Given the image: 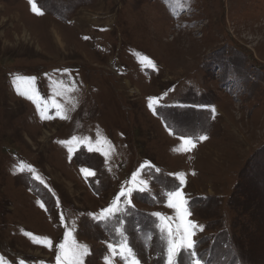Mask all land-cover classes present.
I'll return each instance as SVG.
<instances>
[{"label":"rangeland","instance_id":"obj_1","mask_svg":"<svg viewBox=\"0 0 264 264\" xmlns=\"http://www.w3.org/2000/svg\"><path fill=\"white\" fill-rule=\"evenodd\" d=\"M36 3L43 15L0 0L6 264H56L69 231L87 246L83 264H125V240L140 264H166L154 214L179 223L166 195L177 187L202 264H264V0ZM182 136L195 147L177 151ZM129 187L120 211L97 219ZM190 261L182 250L178 264Z\"/></svg>","mask_w":264,"mask_h":264},{"label":"snow or ice","instance_id":"obj_2","mask_svg":"<svg viewBox=\"0 0 264 264\" xmlns=\"http://www.w3.org/2000/svg\"><path fill=\"white\" fill-rule=\"evenodd\" d=\"M29 4L31 5V10L37 14V15H43V10L38 7L36 0H29ZM87 39V37H85ZM143 60H147L149 64H152V61L149 60L147 57H143ZM154 66V65H153ZM67 71V70H65ZM20 79H26L29 83H31L34 78H17ZM17 91H20V88H17ZM22 95H28L30 99L34 98V90H32V94L29 93V90H25L21 93ZM156 98H151L150 107L153 103H156ZM55 107L57 108L58 114H62L64 109L61 105L56 104ZM215 109H213V112ZM42 118H49L44 115V112L41 111ZM61 118H67L64 115H61ZM207 137L201 136L199 137L200 140H204ZM181 146L177 149V151H190L191 148L195 147V143L193 142V139L191 137H184L181 138ZM87 140V138H85ZM81 141H78L77 137L73 136L70 141H64L62 143L72 144V143H79ZM97 143H100L98 140ZM90 150H92L90 148ZM99 151L100 149H96ZM69 151L71 152L72 149L69 148ZM107 155V152L105 153ZM31 166H29L30 168ZM20 171H23V168L19 169ZM86 174H93L89 173V170L84 169L82 170ZM159 171V169H157ZM180 181V186H182L185 183L184 174L178 173L176 174ZM39 178V177H37ZM137 180V174L133 173L131 184L135 185ZM141 184H146V181H140ZM134 190V187H129L127 189H122L119 196L113 201V203L105 208L102 209L101 214L97 217V219H107L109 216L113 215L116 212H119L120 209L118 207V203L120 200V197L122 196H128L132 193ZM139 190L143 191V188H140ZM168 197V207L175 208L177 213V219L179 223L173 227L170 223H167L170 218L164 217L161 213H155L154 215L159 216L162 224L159 225L161 232H166V242H167V248H166V264H178V257L181 254V251H187L191 257L190 264H202L201 259L197 258V252L195 251L196 241L193 240L194 230L198 227L195 222L190 221L187 219V216L190 215L187 211L186 204L187 200L185 199L184 193L180 190V187H177L175 191L166 193ZM127 203H131V201H127ZM43 206V205H41ZM202 230V229H201ZM26 235L33 237L34 243L44 244L45 246L51 248L52 247V241L47 238H40L33 236L32 233H26ZM58 252L56 255V264H83V257L87 255L88 249L86 245H79L76 243L75 239L72 238L71 232H66L63 238V242H61L59 245H57ZM110 251L113 253V256L117 254L116 248L113 245H109ZM118 255L125 261V264H140L139 260L136 258L135 253L133 252L132 248L128 246L126 240L122 241L119 245V253ZM106 264H112V259L110 257H105ZM0 264H6L5 258L0 256ZM20 264H24L23 261L20 262Z\"/></svg>","mask_w":264,"mask_h":264}]
</instances>
